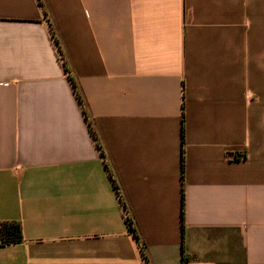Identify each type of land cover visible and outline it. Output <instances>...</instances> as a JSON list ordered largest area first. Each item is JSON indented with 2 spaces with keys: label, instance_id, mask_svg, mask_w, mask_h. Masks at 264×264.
Listing matches in <instances>:
<instances>
[{
  "label": "crops",
  "instance_id": "1",
  "mask_svg": "<svg viewBox=\"0 0 264 264\" xmlns=\"http://www.w3.org/2000/svg\"><path fill=\"white\" fill-rule=\"evenodd\" d=\"M43 2L0 0V264H264V0Z\"/></svg>",
  "mask_w": 264,
  "mask_h": 264
},
{
  "label": "trees",
  "instance_id": "2",
  "mask_svg": "<svg viewBox=\"0 0 264 264\" xmlns=\"http://www.w3.org/2000/svg\"><path fill=\"white\" fill-rule=\"evenodd\" d=\"M39 5L44 8V2L43 0H38ZM47 15V13H46ZM51 30L53 32V35L55 37V45L58 47L60 54L62 57H64L63 52L61 50L60 46V41L58 37H56V32L50 24ZM64 66L66 68V71L70 73V70L67 67L66 61L64 62ZM72 84L74 86V90L78 96V100L83 105L82 97L78 91V88L76 87L75 80L71 78ZM92 133L94 136V139L98 141V136L97 133L94 129H92ZM181 138H182V178H184V172H185V157H184V147H185V124H184V117L182 119V132H181ZM236 159H239V156L236 155ZM181 218H182V227L183 230L185 229V194H184V189H182V205H181ZM127 224L129 225L131 231L136 235V237L139 239V235L137 233V230L134 228V223L132 220H128ZM23 241V234H22V228L21 225L18 222H2L0 224V242H1V247L5 246H11V245H16L18 243H21ZM143 253L145 256V247L143 246ZM184 257L183 262L187 261Z\"/></svg>",
  "mask_w": 264,
  "mask_h": 264
},
{
  "label": "built area",
  "instance_id": "3",
  "mask_svg": "<svg viewBox=\"0 0 264 264\" xmlns=\"http://www.w3.org/2000/svg\"><path fill=\"white\" fill-rule=\"evenodd\" d=\"M51 36H52V39L54 40V43H55V37H54L52 31H51ZM56 49H57L58 57H59L60 61L64 64V62H65L64 57H62V55L60 54L57 46H56ZM125 217H126V221L131 220L130 213L127 211V209H125ZM0 247H1V242H0ZM142 249H143V247H142ZM183 264H212V263L204 262V261H196V260H187V261L183 262Z\"/></svg>",
  "mask_w": 264,
  "mask_h": 264
}]
</instances>
